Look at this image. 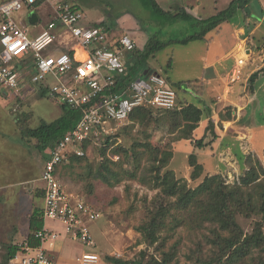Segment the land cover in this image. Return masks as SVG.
Here are the masks:
<instances>
[{"label": "rangeland", "instance_id": "obj_1", "mask_svg": "<svg viewBox=\"0 0 264 264\" xmlns=\"http://www.w3.org/2000/svg\"><path fill=\"white\" fill-rule=\"evenodd\" d=\"M68 1L80 5L87 12L89 16L87 19L88 23L95 20L102 24L101 27H107L113 35L125 33L139 47H143L149 36L156 32H159L158 35L161 36L162 40H166L168 38H184L200 29V27L192 25L190 20L184 18L161 27L152 20L151 12L144 7L142 0ZM157 1L165 9L171 10L181 9V6L187 2L186 0ZM230 2L231 0H201V10L194 12V8L190 11L193 12L194 16L207 18L227 7ZM236 34L239 41L248 38V46L252 45L256 52L263 53L264 0H249L245 8L237 9L235 15L229 21L222 23L221 27L211 30L207 33L206 38L196 39L188 44H172L158 52L155 57H152L150 64L154 70L168 79V86L177 91L180 103L197 104L199 103L198 95L193 94L197 88L196 83L203 74L212 77L211 70L205 69L206 59H211L218 54L221 55L224 52L223 50H226L228 43L236 41ZM133 35L136 37V41ZM61 48L57 47L50 53L57 54L61 50H65L63 46ZM237 52H241V50ZM256 52L249 57L247 65L243 68H246L244 71L252 69L249 65L256 63L255 59H257V55H260ZM86 55V51L83 48H76V57L78 59H84ZM242 56L245 57V54ZM256 61L258 62L257 64L260 63L259 58ZM16 63L18 65L21 64L20 61ZM235 71L237 72L236 69ZM35 74L36 69L30 71L29 76L32 77ZM22 82L24 83L20 85L17 91L6 93V91L0 90V185L1 183L4 184L1 187L5 188V190H0V198L3 202L4 194L9 195V197H5V200L10 203L9 205L17 206V216L10 223L11 225L15 224L18 228L17 231L11 228L9 230V226L5 224V221H2L3 218L0 215V261L6 264H18L13 260L9 263L6 261V247L4 245L7 241L20 244L26 239L19 230L21 226L26 225L25 223L28 222L33 205V195L31 194L34 193L29 191V194L27 192L28 186H30L28 181L37 178L41 174L45 154L41 152L38 141L35 138L29 139L24 135V128L26 125L37 127L42 120L51 122L65 112L61 104L62 101L59 98L51 96L48 92L43 96L38 85L27 81ZM256 88L255 102L250 104V107L244 113V118L247 117L246 120H248L247 122L250 123L254 132L253 141L247 145L246 140L248 138L245 137L248 134L245 135L244 133L240 134L242 139L236 140L237 142L230 136L225 139L226 143H238V145L236 144L237 154L235 156L238 155L240 161L243 158L240 166H244L246 157L244 149H247L248 146L250 148L247 153H254L255 159H263L264 70L259 73L256 79ZM251 112H254L253 116H251ZM17 118L22 120L19 121ZM208 122V120L204 122L205 128ZM204 126H201L199 122L197 128L205 131ZM166 127L163 121L153 122L150 127H143L138 123L132 122L118 127L117 134L114 136V146L117 144L130 146L134 142L150 143L149 147L137 146V149L142 151L143 154L141 167L135 171L134 176L131 173H125L120 167L110 164L114 170L120 172L118 177L121 181L119 183H116L115 177L111 174H108V180L99 175L101 163L98 159V153L93 147L90 148L89 153L85 156L74 161L68 159L60 167V178L66 189L70 193L81 196L91 207L99 210L102 214L100 218L89 222L91 233L99 244L98 252L100 254L107 251L106 253L108 254H105L107 256L133 260L147 247L137 227L146 213L144 200L146 198L151 200L160 190L159 187H153L148 168L153 162L151 154L154 149L160 145L162 149H165L166 145H171L170 140L173 136L165 133ZM197 128L195 129L196 131ZM227 128V126L225 128L221 126V130ZM228 131H233L231 126ZM176 140L177 138L171 140V142ZM243 140L246 141L243 143L245 148L240 144ZM189 143L191 142L186 140L179 141L176 143V148L180 150L186 149L189 152L190 149L193 150ZM213 146L208 147L207 152L213 151L215 145ZM164 151H168V148ZM226 152L220 154L221 159L219 160L225 161L227 165L225 170L220 173L222 175L227 174L228 178L233 181V178L242 170L238 167V162L231 158L229 152ZM220 157L218 155V158ZM121 158L123 160L122 155ZM202 159L205 160V157L202 156ZM131 161L128 160L124 164L126 168L132 169ZM205 161L204 170L208 172L216 170L217 159L209 158ZM187 166L189 167L185 152L178 151L175 159L171 162V167L177 171L179 177L175 174L179 178L178 180H186L190 187H194L195 185L190 181L191 174L188 173V170H190V173L192 171ZM184 174H188L190 177L187 178L189 179L182 177ZM184 181H181L180 184L187 186ZM37 202L41 201L36 199ZM2 210L4 208H0V212ZM258 219L260 217L257 215L253 216V218L238 217L239 223L248 233L253 231L254 223ZM49 223L52 224L50 225L52 228L57 230L64 229L60 222L49 220ZM211 235L212 233L207 227L199 226L195 228L192 224L179 226L175 231L171 232L166 229L160 233V242L164 241V244H166L164 246L159 244L162 246L160 247L161 250L151 247L149 251L161 258L163 251L169 252L173 250L175 243L179 242L173 263L193 264V260L189 258V255L192 252L191 250L197 247V243L201 242L204 246V254H211V245L207 242V236ZM105 264L108 263L105 261Z\"/></svg>", "mask_w": 264, "mask_h": 264}, {"label": "trees", "instance_id": "obj_2", "mask_svg": "<svg viewBox=\"0 0 264 264\" xmlns=\"http://www.w3.org/2000/svg\"><path fill=\"white\" fill-rule=\"evenodd\" d=\"M44 1L36 0L32 7L40 6ZM142 1L144 7L150 10L152 20L161 27L184 18L190 20L192 25L198 26L200 29L184 38H168L166 40H162L158 35L159 32H156L149 36L143 47H139L136 43L131 51L126 52L124 70L115 76V85L107 93L123 91L133 80L146 77L150 72H158L150 64L151 58L155 57L158 52L175 43L188 44L193 40L206 38L207 33L211 30L229 21L237 9L245 8L249 0H231L227 7L207 18L195 17L187 12L184 6L178 10H171L162 7L157 0ZM0 19H2L1 16ZM91 25L101 26L102 24L92 23ZM105 28L110 33V30ZM110 35L113 39L109 46L121 49L120 40L125 33L121 35L110 33ZM20 62L22 67H18V69L22 75L21 81L29 82L31 77L29 73L35 69L32 61L28 59ZM263 70L264 68H261L249 77L250 92L255 90L256 79ZM165 79L168 81L166 77ZM40 88L41 94L45 96L48 90ZM61 104L65 112L57 119L51 122L42 120L37 127L26 125L24 128V135L29 139L35 138L43 153L46 148L54 147L68 131L75 127L81 118L80 110L71 108L64 103ZM179 105L180 108L174 110L150 105L136 107L129 115V123L150 127L153 122L163 121L167 126L165 133L173 136L171 140L177 138L178 142V139H190L193 150L186 157L189 167H192L191 182L195 186L190 187L186 180H178L177 176L179 177V175L176 176L172 170L171 160L174 156L173 146L176 141L171 142L170 140L171 145H166L165 149H162L161 145L156 147L151 154L153 162L148 169L153 187H159L160 190L151 200L147 198L144 200L146 213L137 227L147 247L140 252L136 259L109 256L107 257L108 261L111 264H175L173 260L179 242L175 243L173 250L163 251L161 258L151 253L149 249L156 247L159 248L156 250H161L160 247L166 244L164 241L160 242L161 231L167 229L171 232L179 226L192 224L195 228L207 227L212 233L211 236H207V242L211 245V254H204V246L201 242L197 243V247L193 248L189 255L193 264H264V154L263 159H255L254 153H248L244 159L246 167L241 165L242 172L233 178V181L228 178L227 174L222 175L218 171L205 176L206 171L203 169V163L199 161V152L205 151L220 137L216 123L210 117L211 107L189 102L184 104L179 102ZM235 110L236 106L233 104L225 105L219 111L218 125L223 126L224 121L232 120ZM206 118L209 122L205 131L201 134L193 133L199 126V122ZM114 143V139L108 137L104 140L103 145L93 148L97 151L101 163L99 175L108 180V174H111L115 177L116 183H119L121 181L118 177L120 172L114 170L110 164L118 166L125 173H131L134 176L135 171L141 167L143 154L137 149V146L149 147L150 143L134 142L130 146L121 144L114 146ZM167 148L168 151H164ZM89 150L90 148L87 149L86 154L89 153ZM117 154L122 155L123 160L121 158V161H115L112 158ZM48 157L47 154L45 158ZM80 158L76 154H72L69 159L74 161ZM128 160H132V169H128L124 165ZM200 178L202 181L199 180ZM181 181L187 183V186L181 185ZM44 194L43 186L36 188L34 200L43 199ZM255 215L260 219L255 221L253 231L248 233L239 223L238 217L253 218ZM44 226L43 206L35 204L29 215V234L25 240L32 246H39L41 240L36 236V232ZM4 247H6L5 259L9 263L20 250V244L7 241ZM0 264L6 263L0 261Z\"/></svg>", "mask_w": 264, "mask_h": 264}, {"label": "built area", "instance_id": "obj_3", "mask_svg": "<svg viewBox=\"0 0 264 264\" xmlns=\"http://www.w3.org/2000/svg\"><path fill=\"white\" fill-rule=\"evenodd\" d=\"M36 0H7L0 4V90L17 91L22 75L16 62L31 59L36 74L29 82L48 90L65 105L81 111V118L54 147L47 150L41 180L44 182L43 216L45 226L36 232L41 240L32 246L26 240L13 261L18 264H56L46 249L60 237L55 229L47 227L49 220L60 222L65 233L81 241L85 246L95 247L89 222L101 217V212L91 207L81 196L70 193L60 178V167L72 154L86 155L91 147H99L108 137L114 139L118 127L129 123L130 113L139 106L150 105L166 110L180 108L177 91L168 86L167 80L158 72L133 80L127 89L110 92L116 82L115 76L125 67V54L136 43L129 35L121 37V49L109 46L112 36L105 27L87 22V13L77 5L64 0H45L54 6V16L39 31L33 33L28 25L14 18V13L32 7ZM62 32L73 40V46L86 51L84 60L77 59L76 49L49 51L57 48ZM246 57H238L235 81L241 74ZM224 128L226 127L223 124ZM86 144V147H84ZM87 148V149H86ZM115 161L121 155L112 156ZM80 264H101V255L88 250L79 258Z\"/></svg>", "mask_w": 264, "mask_h": 264}, {"label": "crops", "instance_id": "obj_4", "mask_svg": "<svg viewBox=\"0 0 264 264\" xmlns=\"http://www.w3.org/2000/svg\"><path fill=\"white\" fill-rule=\"evenodd\" d=\"M7 0H2L0 2V4L2 2H5ZM65 1V0H64ZM68 1V0H66ZM187 2H185L184 6L185 9L187 10V12L193 14L192 9H194L195 11H200L202 7L201 5V0H186ZM69 2V1H68ZM73 3V2H70ZM75 4V3H73ZM77 6H79L81 9H83L80 5L75 4ZM25 9V11H23ZM23 10L14 13V18L17 19L19 22L28 25L33 33H39V31L47 24L48 21H50L53 16H54V6L51 3H43L40 6H36V7H25ZM84 10V9H83ZM191 10V11H190ZM85 11V10H84ZM87 13V12H86ZM88 15V14H87ZM200 18L199 16H196ZM89 18V16H88ZM92 23H98L95 20L91 21L89 24ZM222 25V24H221ZM218 26V27H221ZM134 36V35H133ZM207 37V36H206ZM133 38H135L134 40L136 41V37L134 36ZM248 38L247 39H242V40H238V36L236 34V41L234 42H230L227 44L226 46V50H223L224 52H222L221 55H216L213 58H207L206 59V63H205V69L211 70V74L212 77L207 76L206 74H203V76L199 79V81L196 83V91H194L193 94L198 95V99H199V103H197L200 106H209L211 107V115L210 117L213 118V120L216 123V128L220 134V137L218 140H216V142H214V144L209 145L208 147H214L213 145H215V149L211 152H207V149L203 152H199V157H200V162L203 163V165H206V161L209 158H213V159H217V165H216V170L215 171H210L208 172L207 170H205L206 172L204 173V175L206 176L207 174H212L214 172H221L222 170H225V167L227 166L225 161H220L219 159H221L220 154L222 152L227 151L226 153L229 152V155L231 156V158H233L234 160H236L238 163V167L241 168L240 163L243 161V158L241 159V161L238 159V155L235 156V154H237L236 152V144L238 145V143H226L225 139L230 136V138H233L236 140H240L242 139V133H244L245 135H247L245 138H248L247 141V145L249 142L253 141L254 138V132L252 131L251 125L249 122H247L248 120H246L247 117L244 118V113L246 112V110L250 107V104L255 102V92L257 90V88L255 87V90L253 92H250V89L248 88V79L251 76V74L261 68H264V48L262 49L263 53L261 54V52H256L255 48H253V46L249 45L248 46ZM147 41V40H146ZM146 43V42H145ZM145 45V44H144ZM58 48L62 47L65 48V51H70L74 48L76 49L79 46L74 47L73 46V40L72 38H70V36L66 33V32H62L58 43L56 45ZM239 48V49H238ZM62 49V48H61ZM238 50H241V52H237ZM255 50L256 53L260 54L257 55V59H255L256 63H253L249 66L252 67V69L244 71L245 69H243L246 65H247V61L249 59L250 56H253L255 52H253ZM51 52V51H49ZM253 52V53H252ZM245 54L246 60H245V64L240 68L241 69V74L239 76L238 79H236L235 81L231 80V76L232 73L235 71V69H237L238 66V57L242 56L243 54ZM242 54V55H239ZM76 56V54H75ZM77 58V57H76ZM86 58V57H85ZM84 58V59H85ZM260 60V63L257 64L258 62L256 60ZM78 59V58H77ZM84 59H80V60H84ZM257 64V65H256ZM256 65V66H255ZM168 84V81H167ZM248 89V91H247ZM227 104H233L234 106H236V110L234 111L233 115L234 118L232 120L229 121H224V124L228 127L225 130H221V126L218 125V114L219 111L221 109H223V107ZM252 111V110H251ZM210 113V110H209ZM251 116H253L254 112L250 113ZM250 116V117H251ZM204 118V117H203ZM209 119V117H208ZM207 120L206 119H202L200 121L201 126H204V122ZM206 126V125H205ZM204 126V129H205ZM231 126L232 130L231 132H229V127ZM223 127V126H222ZM203 128V127H201ZM199 132L200 134L203 133L204 131L202 129L197 128V131L195 130L193 133H197ZM244 138V139H245ZM182 140H186L190 142V139H178L179 141ZM245 140L242 141L241 146L243 148L244 145L243 143L246 142ZM237 142V141H236ZM176 143L177 141L174 143L173 146V151H174V156L172 158L175 159V155L178 151H184L186 156L188 154H190V152L192 151L190 149V151L188 152L186 149L184 150H180L176 148ZM190 147H192V145L189 143ZM220 147V149H219ZM49 148V147H48ZM48 148L45 149L44 151V161H43V167L41 168V174L37 177V178H33L30 181H28V186L29 189L27 190V192H31L34 193L36 188H41L42 186L44 187V182L41 180V176L43 173V168H44V162H45V157L47 155V150ZM239 148V146H238ZM249 146L247 147V149H244V152L246 153V155L248 154L247 152H249ZM189 150V149H188ZM241 151V150H240ZM243 151V150H242ZM218 155L220 158H218ZM202 156L205 157V160L202 159ZM171 160V162H172ZM244 166L246 167V164H244ZM187 168H191L192 171V167H188ZM177 175V171L175 169H172ZM188 173H190V170H188ZM204 176V177H205ZM181 177V176H180ZM186 179H189L187 177L188 174H184V176H182ZM202 179V178H200ZM191 181V180H190ZM202 181V180H200ZM12 185V184H10ZM4 184L1 183L0 185V190L4 189L3 187ZM9 186V185H6ZM29 192V194H30ZM3 195V194H2ZM33 195V205H32V209L35 206V204L37 205H41L43 206V199H38L41 202H37L36 203V199L34 200V194ZM1 197V195H0ZM5 197H9V195L4 194L3 196V202L1 201L0 198V208H4V210H2L0 212L1 217L3 218L2 221H5V224H7L9 227L8 229H14L15 231L18 230L17 226L15 224L10 223V221L13 220V218H16V213H17V206L16 205H9L10 203L5 200ZM31 213V212H30ZM26 225H23L20 227L19 232L22 233V235L24 236V238H27V235L29 234V220L27 223H25ZM47 227L52 228L50 225H52L51 223H49V221L46 223ZM55 229V228H52ZM56 231H58L60 233V237L55 241V243L53 245L50 244H46V249L48 251V253L50 254V256L54 259L56 264H80L79 258L81 257L82 253L88 250H94L96 252H98L99 249V244L96 242V246L95 247H88L85 246L81 241L73 239L72 237H70L69 235H67L65 233L64 229H55ZM101 248V246H100ZM107 252V251H106ZM106 252H103V254H99L101 255V264H111L107 257L108 254ZM105 255V256H104Z\"/></svg>", "mask_w": 264, "mask_h": 264}]
</instances>
